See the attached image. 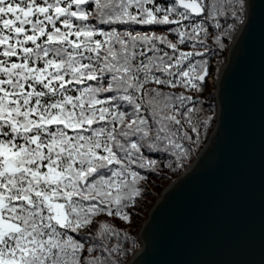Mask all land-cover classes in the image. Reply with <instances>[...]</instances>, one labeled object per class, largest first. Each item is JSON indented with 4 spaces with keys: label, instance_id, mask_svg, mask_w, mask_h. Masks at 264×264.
I'll return each mask as SVG.
<instances>
[{
    "label": "snow or ice",
    "instance_id": "6c2138e0",
    "mask_svg": "<svg viewBox=\"0 0 264 264\" xmlns=\"http://www.w3.org/2000/svg\"><path fill=\"white\" fill-rule=\"evenodd\" d=\"M244 8L0 0V264H122L128 236L110 220L130 225L146 174L198 146L212 117L191 94L210 75L197 57Z\"/></svg>",
    "mask_w": 264,
    "mask_h": 264
},
{
    "label": "water",
    "instance_id": "95a60500",
    "mask_svg": "<svg viewBox=\"0 0 264 264\" xmlns=\"http://www.w3.org/2000/svg\"><path fill=\"white\" fill-rule=\"evenodd\" d=\"M214 97L205 142L160 190L122 264H264V0H245Z\"/></svg>",
    "mask_w": 264,
    "mask_h": 264
},
{
    "label": "trees",
    "instance_id": "16d2710c",
    "mask_svg": "<svg viewBox=\"0 0 264 264\" xmlns=\"http://www.w3.org/2000/svg\"><path fill=\"white\" fill-rule=\"evenodd\" d=\"M224 28L227 29L228 24L232 23L229 19L227 23L221 21ZM239 25V22L236 23L233 30L228 32L226 35L222 37V46L221 44L214 43L215 35H219V32L215 34H210L205 44L207 46L208 51L205 55L201 57H197V59H204L208 61L210 75L207 78V89L200 95L199 93H191L192 95H196L197 99L203 101V112L202 116L207 117L211 116L212 120L207 125V127L201 128L200 134V142L198 146H195L189 156V158L185 161L184 166L175 172L171 171L170 169H163L158 174L157 173H147V181L144 182L143 187L145 189L146 194L143 198L138 202V206L132 209L133 216L131 224H127L126 222L122 223L119 219L110 220L111 223L118 229L122 230L123 233H126L128 239L126 241L121 238V242L124 244L126 248V253L122 255L121 260L122 263L139 247L140 241L138 238V229L141 225L142 220L146 217L147 211L152 205L154 199L159 194L161 188L171 180L175 175H177L191 160L192 155H195L202 144L205 142L213 124H214V114H215V97H214V88H215V79L217 76L218 64H222L225 60L226 51L229 42L231 41L236 29ZM184 51L192 50L191 47L183 48ZM204 51L203 48L199 49ZM167 161H165L166 163Z\"/></svg>",
    "mask_w": 264,
    "mask_h": 264
},
{
    "label": "rangeland",
    "instance_id": "374dc122",
    "mask_svg": "<svg viewBox=\"0 0 264 264\" xmlns=\"http://www.w3.org/2000/svg\"><path fill=\"white\" fill-rule=\"evenodd\" d=\"M163 187H164V186H163ZM163 187H162V188H163ZM162 188H161V189H162ZM157 196H158V195H157ZM157 196H156V197H157ZM139 227H140V226H139Z\"/></svg>",
    "mask_w": 264,
    "mask_h": 264
}]
</instances>
